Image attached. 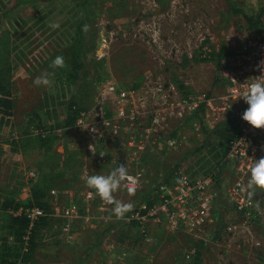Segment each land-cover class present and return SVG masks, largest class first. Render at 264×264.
Returning a JSON list of instances; mask_svg holds the SVG:
<instances>
[{
    "label": "rangeland",
    "instance_id": "1",
    "mask_svg": "<svg viewBox=\"0 0 264 264\" xmlns=\"http://www.w3.org/2000/svg\"><path fill=\"white\" fill-rule=\"evenodd\" d=\"M257 2L247 0V5L246 0H91L83 4L82 0H32L18 5L17 0H0V72L11 65L15 102L13 123L0 128V143L18 137V150L5 153L0 148V204L5 197L16 194L19 181L29 171L34 173L31 186L34 182L46 189L84 184L77 178L81 164L68 159L83 154L84 132L74 127L60 129L41 142L32 131L38 124L46 129L61 128L67 107L89 108L108 84L145 94L146 86L159 78L160 83L170 81L174 86V81L182 82L191 97L207 100L223 96L225 84L221 79L214 81L216 54L226 46L224 38L229 26L236 28L241 24L244 14H250L255 7L252 3ZM52 24L59 27L52 28ZM85 25L87 32L83 31ZM78 29L81 53L77 58L81 68L70 82L69 49ZM57 55L65 58L67 67H50ZM45 71L55 73L52 88L33 84ZM106 105L109 107L108 102ZM247 107L237 109L243 113ZM203 111L201 108L200 116ZM232 118L227 121L232 122L234 131L238 130ZM192 125V120L171 121L166 131L171 135L179 131L185 138L184 147H162L143 153L146 169L135 194L130 195L121 187L114 194L116 199L133 203L136 208L144 200H154L160 184L184 173L194 158V148L201 147L204 139L200 130L192 141L187 140ZM251 139L250 148H262L230 156V142L239 140L232 133L219 162L213 187L215 223L210 227L211 233L207 232L201 264H264V192L258 189L256 197L249 200L241 190L250 177L253 160L264 156V137L259 138L261 143ZM68 164L71 166L66 174ZM112 169L106 165L99 174ZM237 182L241 183L239 195L245 199L241 207L226 194L227 188ZM5 219L0 210V244L12 246L14 239ZM64 225L63 220L53 219L49 228L40 229L34 258L28 264H193L184 258L192 242L180 231L166 233L157 228L150 242L141 243L136 242V229H115L102 240V257L98 250H89L101 231V222L73 224L68 233L64 232ZM113 242V250H108L106 243Z\"/></svg>",
    "mask_w": 264,
    "mask_h": 264
},
{
    "label": "built area",
    "instance_id": "2",
    "mask_svg": "<svg viewBox=\"0 0 264 264\" xmlns=\"http://www.w3.org/2000/svg\"><path fill=\"white\" fill-rule=\"evenodd\" d=\"M258 1L257 4L252 3L255 7L248 15L255 16L259 10L264 11V0ZM260 23L259 28L249 29L244 19L236 28L229 26L227 29L224 48L228 54L222 57L218 64L219 76L225 84V94L217 99L202 100L200 96L183 98L173 83H160L159 78L146 86L145 94L139 90L118 89L114 84H108L105 91H101L91 104L90 109L80 113L74 126L84 132L86 140L84 152L78 156L77 161L82 168L77 178L84 184L48 190L47 199L52 203L48 219L63 220L66 233L73 224L86 225L96 220L102 224H117V228L122 225L135 227L142 243L150 242L154 229L159 228L166 233L183 232L191 242L202 241L206 246L207 232L211 233L210 227L215 221L212 207L216 193L213 187L217 182L218 169L203 179H193L185 173L178 174L175 180L162 183L156 188L153 203L140 202L136 208L126 213L123 219H117L112 211L113 205L102 201L95 190L86 186L84 177L99 174L106 165L115 168L125 164L127 168L132 169L128 170V179L122 187L128 190L134 183L139 185L142 172L146 169L143 153L162 147H184L185 138L181 137L179 131L175 135L166 131L171 121L192 120L193 131L187 139L192 141L194 136L200 133L201 124H207L208 129H214L233 117L232 120L238 127L234 136L239 140L230 142L233 146L227 150L229 155H243L252 148H262L253 145L250 148L249 145L252 143L251 138L261 143L259 138L264 137V129H254L243 121V113L237 108L248 105L242 99L235 102L232 99L238 92L245 90L249 83L246 81L248 78L261 74L258 65L264 60V12ZM200 108L204 110L202 116ZM197 112L200 120L194 117ZM32 134L44 138L54 133L34 129ZM241 139L249 142L242 143ZM0 148H3L5 153L18 150V137L13 136L7 143H0ZM68 171L65 170V173ZM24 177V180L19 181L16 194L12 197L15 203L31 200L30 181L34 173L29 171ZM240 186L241 183L237 182L228 187L226 194L241 207L245 199L239 195ZM7 213L14 217L24 215L28 219V229L23 237L24 246L27 245L33 225L46 216L43 209L34 205L11 208ZM114 245V242L106 243V247H110L108 250H113ZM193 252L194 249L191 248L184 258L191 259Z\"/></svg>",
    "mask_w": 264,
    "mask_h": 264
},
{
    "label": "trees",
    "instance_id": "3",
    "mask_svg": "<svg viewBox=\"0 0 264 264\" xmlns=\"http://www.w3.org/2000/svg\"><path fill=\"white\" fill-rule=\"evenodd\" d=\"M32 0H17L18 5L28 3ZM91 0H82V3H88ZM123 1V0H120ZM242 12V11H241ZM264 11L261 9L255 16H250L244 14V19L246 25L249 29H257L260 27V17ZM81 30L78 29L76 33V38L72 42V45L69 49V73L68 80L73 82L74 78L77 76L81 66L79 65L77 54L81 53ZM228 52L225 48L218 50L216 54L217 60V70L214 77V81L218 83L220 76L218 73V64L222 57H224ZM11 65L7 66L5 71L0 72V128L10 127L13 123V114L15 102L12 97V81H11ZM177 91L181 94L183 98H187L190 90L189 88L184 87L183 83L180 81H174ZM224 83V82H223ZM91 107V106H90ZM89 108H82L80 105H70L65 110V114L62 117V122L59 126L61 128H52L46 129L41 127L40 124L36 126L35 129L47 130L50 133H55L58 130H65L71 127H74L76 121L79 118L81 112L88 111ZM201 110V108H200ZM199 110V111H200ZM199 113H195L194 117L199 119ZM201 124V122H200ZM201 132L204 136L202 145L199 148H194L193 154L194 158L189 162L187 168L185 169V174L190 178H200L203 179L213 173L217 168H219V162L225 154L227 144L229 142L230 135L234 133V128L232 122L225 120L221 124L217 125L214 129L205 128L201 124ZM53 135V134H52ZM52 135H48L44 138L35 136L37 140L43 142L48 140ZM73 158V160H72ZM68 159L72 161H78V154L75 156H68ZM69 163V160L67 161ZM71 164H68L66 170H70ZM168 183V182H165ZM31 188V200L26 202L15 203L12 197L7 196L0 204V210L4 213L6 219V228H8L9 233L13 236L15 245L6 246L4 243L0 244V264H28L34 258V253L37 249V237L40 229L49 228L48 226L51 223V220L48 219V214L51 213L52 203L47 199V192L50 188L46 189L42 186H38L36 182L32 184ZM145 202L151 204L154 200H144ZM37 206L44 210L46 216L40 218L30 230L28 235L27 245L24 246L23 237L26 236L28 229L29 221L24 215L12 216L7 213L9 209H17L19 206ZM215 223V221H214ZM118 227L114 223H105L102 225L101 231L97 236L96 242L92 243L89 247V250H98L100 256L103 257V251L101 250L102 240L114 231ZM126 227L125 225L119 226ZM117 228V229H119ZM136 229L135 227H132ZM48 231V230H47ZM137 232V231H136ZM136 242H141V239H137ZM142 243V242H141ZM192 248L194 249L191 260L193 264H201V250L204 248V243L202 241L192 242ZM88 252L84 253V259L89 254ZM17 253H16V252Z\"/></svg>",
    "mask_w": 264,
    "mask_h": 264
},
{
    "label": "clouds",
    "instance_id": "4",
    "mask_svg": "<svg viewBox=\"0 0 264 264\" xmlns=\"http://www.w3.org/2000/svg\"><path fill=\"white\" fill-rule=\"evenodd\" d=\"M50 27L58 28L59 24H52ZM83 31H88L87 25L83 27ZM50 67L53 69L67 67L65 58L62 55H57ZM258 67L261 74L248 78L246 81H249V83H247L245 90L238 92L232 99L233 102L242 99L248 105L241 117L243 121L254 129H264V60H261ZM54 75V72H42L33 80V84L37 87L52 88L55 83ZM253 161L254 163L250 168V177L247 184L241 189L246 193L249 200L256 197L258 189L264 192V156ZM84 179L86 186L95 190L96 195L102 201L113 205L112 211L117 219H123L125 214L134 208L133 203H124L116 199L114 195L128 179V169L125 164L116 166L107 174L86 175ZM138 186V183H134L133 186L128 187L129 194H135Z\"/></svg>",
    "mask_w": 264,
    "mask_h": 264
}]
</instances>
